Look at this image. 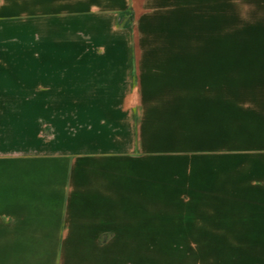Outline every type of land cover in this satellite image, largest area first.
Instances as JSON below:
<instances>
[{
    "label": "crops",
    "instance_id": "1",
    "mask_svg": "<svg viewBox=\"0 0 264 264\" xmlns=\"http://www.w3.org/2000/svg\"><path fill=\"white\" fill-rule=\"evenodd\" d=\"M165 2L0 0V264H264V0Z\"/></svg>",
    "mask_w": 264,
    "mask_h": 264
},
{
    "label": "rangeland",
    "instance_id": "2",
    "mask_svg": "<svg viewBox=\"0 0 264 264\" xmlns=\"http://www.w3.org/2000/svg\"><path fill=\"white\" fill-rule=\"evenodd\" d=\"M161 14L149 22L146 42L200 43L214 41L213 0H166ZM121 24L130 26L133 16H121ZM151 23V24H150ZM0 27L21 28V4L0 3Z\"/></svg>",
    "mask_w": 264,
    "mask_h": 264
}]
</instances>
